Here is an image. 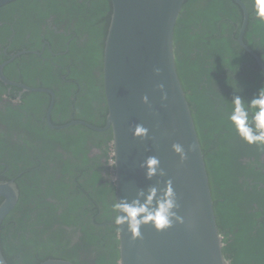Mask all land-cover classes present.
Here are the masks:
<instances>
[{"label":"flooded vegetation","instance_id":"1","mask_svg":"<svg viewBox=\"0 0 264 264\" xmlns=\"http://www.w3.org/2000/svg\"><path fill=\"white\" fill-rule=\"evenodd\" d=\"M59 1L53 6L46 0H16L0 14L3 76L28 88L47 90L33 92L0 80V182H12L17 193L16 204L0 223V252L7 264H39L48 259L72 262L66 258L68 254L76 256L78 264L100 260L112 264L111 252L103 248L99 254V243L94 237L85 242L81 230L90 220L93 226L102 225L96 222L99 213L114 202L108 172L111 134L102 144L107 139H100L102 131L73 123L103 127L105 122V32L101 26L106 23L98 17L102 13L94 12L97 5L92 0ZM31 10L32 16L24 19ZM93 20L102 33L76 28L84 27V22L93 27ZM244 67L262 74L257 85H238L240 91L235 94L248 101L264 86V69L257 63L239 64L238 69ZM50 106L53 126L48 124ZM65 124L66 128H53ZM257 162L255 169L264 178V152ZM251 175L260 178L255 173ZM24 184L29 188V198L18 206L21 196L26 195ZM263 186L259 182V187ZM3 199L0 197V203ZM36 220L40 226L34 225ZM46 227L50 228L49 238H54L55 232L61 234L58 249L30 261L32 251L42 254L48 250L49 244L40 239L38 244L36 237L40 228ZM47 235L45 230L44 238ZM116 254L118 264V248Z\"/></svg>","mask_w":264,"mask_h":264},{"label":"water","instance_id":"2","mask_svg":"<svg viewBox=\"0 0 264 264\" xmlns=\"http://www.w3.org/2000/svg\"><path fill=\"white\" fill-rule=\"evenodd\" d=\"M16 0H0V8ZM242 10V20L236 42L264 69L259 56L243 42L247 27L248 9L242 0H233ZM110 16L105 32L102 53V84L107 114L103 127L96 131L111 134L108 172L115 199L135 198L138 189L149 186L163 188L171 179L184 224L157 231L151 224L140 229L141 238L133 240L127 225L116 226L118 264H229L223 255V236L218 230L203 152L195 129L185 92L176 70L174 30L186 0H109ZM25 52V50L21 51ZM0 65V80L24 90L28 88L7 80ZM154 67L162 73L156 76ZM165 84L168 100L162 102L155 85ZM147 95L149 105L142 101ZM47 112L48 124L50 110ZM137 124L149 129L148 137H134ZM68 124L53 128L63 129ZM53 126V125H51ZM173 143L197 145L187 152L180 163ZM149 156H156L165 176L148 180L140 165ZM116 161L115 165L113 161ZM115 178V179H113ZM0 223L17 202L12 182H0ZM0 264H7L0 252ZM39 264H73L48 259Z\"/></svg>","mask_w":264,"mask_h":264},{"label":"trees","instance_id":"3","mask_svg":"<svg viewBox=\"0 0 264 264\" xmlns=\"http://www.w3.org/2000/svg\"><path fill=\"white\" fill-rule=\"evenodd\" d=\"M92 1L97 5L94 12L102 13L98 17L107 25L111 11L109 0ZM242 1L248 9L243 40L264 63V21L256 18L253 0ZM13 3L0 8V14ZM241 19L240 7L233 0H186L174 30L176 70L203 152L216 223L223 236V255L229 264H264V186L259 187V182L264 184V178L255 169L258 156L264 151L242 140L228 120L236 82L238 85H257L262 78V74L249 68L238 69L239 64L256 63L235 41ZM84 24V27L76 25V28L102 33L95 20L93 27L88 22ZM107 134L110 133L99 132L101 140L107 138L102 144L107 143ZM242 158L250 161L245 162ZM252 162L256 165H251ZM26 198V195L21 196L18 206L27 202ZM111 204L108 203L96 219L102 225L93 226L90 220L81 230L85 242L94 237L99 243L98 253L107 248L112 255V264H116V226ZM25 212L29 213V210ZM96 215L95 212L93 217ZM34 225L40 226L39 221L36 220ZM45 230L46 238L43 236ZM49 233L50 228H40L36 236L38 244L40 239L49 247L42 254L32 251L30 261L58 249L56 243L60 244L61 234L55 232L54 238H49ZM66 258L78 264L76 256L68 254Z\"/></svg>","mask_w":264,"mask_h":264},{"label":"clouds","instance_id":"4","mask_svg":"<svg viewBox=\"0 0 264 264\" xmlns=\"http://www.w3.org/2000/svg\"><path fill=\"white\" fill-rule=\"evenodd\" d=\"M253 10L257 19L264 21V0H253ZM153 72L160 76L162 69L154 67ZM160 92L162 102L168 100V93L165 84L159 82L155 85ZM234 89V88H233ZM240 88L236 82L234 93ZM144 104H149L147 95L142 97ZM231 111L228 113V120L236 134L249 145H255L259 150L264 151V86L248 101L241 95L234 94L231 100ZM149 129L142 124L135 125L133 136L137 138L148 137ZM197 145L188 146L187 152H194ZM173 151L178 154L180 163L187 159V152L180 143L172 144ZM116 161H113L115 165ZM145 170V176L151 180L154 176H165V170L161 167L160 160L156 156H149L140 165ZM115 179V178H113ZM180 205L177 202V194L173 188L171 179L165 181L163 188L149 186L146 190L138 189L135 198L129 201L126 197L115 199L111 204L113 221L121 231L120 226L127 225L133 240L141 238V227L151 224L157 231L166 230L173 224H184L185 217L178 214Z\"/></svg>","mask_w":264,"mask_h":264},{"label":"rangeland","instance_id":"5","mask_svg":"<svg viewBox=\"0 0 264 264\" xmlns=\"http://www.w3.org/2000/svg\"><path fill=\"white\" fill-rule=\"evenodd\" d=\"M46 4L48 3V5H53V6H57V3H59L57 0H46L45 2ZM36 11V9H33ZM28 15L32 16V10L29 12H27V15L23 16L24 19H27ZM24 26H21V29H23ZM23 189L25 191L26 197L29 198V188L26 184L23 185ZM23 203V202H22ZM25 205V204H24ZM96 264H107V262L105 260H100V262L96 263Z\"/></svg>","mask_w":264,"mask_h":264}]
</instances>
